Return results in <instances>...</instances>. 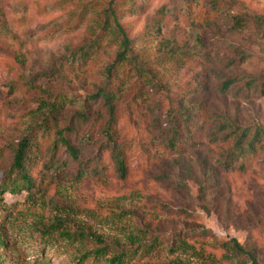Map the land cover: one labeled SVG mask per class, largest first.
Segmentation results:
<instances>
[{
  "label": "rangeland",
  "instance_id": "1",
  "mask_svg": "<svg viewBox=\"0 0 264 264\" xmlns=\"http://www.w3.org/2000/svg\"><path fill=\"white\" fill-rule=\"evenodd\" d=\"M109 1L0 0V189L37 137L32 187L0 192V264H264V148L227 169L223 128H264V0H117L119 27ZM92 41L86 67L68 65ZM65 129L76 158L53 151Z\"/></svg>",
  "mask_w": 264,
  "mask_h": 264
},
{
  "label": "trees",
  "instance_id": "2",
  "mask_svg": "<svg viewBox=\"0 0 264 264\" xmlns=\"http://www.w3.org/2000/svg\"><path fill=\"white\" fill-rule=\"evenodd\" d=\"M86 5L82 7L80 13L82 11H86ZM117 0H110L109 3L106 5V14H109V17L112 18L116 27H119L118 22V13L119 10L117 8ZM241 20H236L237 23H241ZM124 45L126 46L125 50L118 55L117 62L121 61L126 58V50L128 47V39L124 38ZM98 44L94 41L86 47L81 46L79 47L72 56H70L67 61L68 65L76 67L78 64L79 67H86L88 61L92 58V53L94 52L95 48ZM77 63V64H76ZM114 69V66L111 67L109 70ZM263 79V78H262ZM235 80L229 79L224 81L222 85V90H228L234 83ZM264 84V79L262 80ZM264 91V90H263ZM104 93V92H103ZM103 99L105 104L107 105L110 113V120H109V128H108V140L114 144V134H113V126L116 117V109L113 102V96L107 92L103 94ZM68 98L65 95L56 96L53 101L47 102L44 104L43 108V120H51L56 122L58 117L61 115L63 110L65 109L66 105L68 104ZM85 109V106H83ZM45 129V126L43 127ZM224 131L228 133V136L234 139L233 147L230 149L228 153L227 160L225 161V167L227 169H240L246 170L249 167L250 162L255 160L257 154L264 148V128L263 127H254V128H241L236 125L227 124L224 127ZM42 129V130H44ZM65 130L56 131L55 134V148L53 151L55 152L59 146V143L64 145L67 150L72 154L74 158L77 157L78 152L77 150L71 145L68 138L64 136ZM43 132V131H42ZM115 145V144H114ZM37 146V137H32L31 135H27L22 142H20L18 150L15 155V160L11 169L10 179L2 184V190L9 191V192H19L22 189L29 190L32 187V178L29 174V169L27 167L30 153L34 150ZM115 159L118 165L119 172L122 177L127 176V162L125 158V154L123 150L116 151L115 150ZM243 158L241 164H239L238 160ZM54 226L50 228H45L43 233L46 236H51L53 234ZM203 234H207V230L204 228H200L199 230ZM67 237H70V234H67ZM236 248H241L239 244L235 241L234 242ZM90 257H94L97 259H102L107 256V248H99L96 249L94 253L89 254ZM132 256L129 252H121L119 254H115L111 258L107 259L109 264H126ZM87 260L86 256H83L82 260H79V264L84 263Z\"/></svg>",
  "mask_w": 264,
  "mask_h": 264
}]
</instances>
